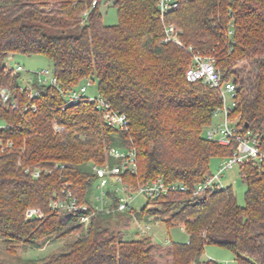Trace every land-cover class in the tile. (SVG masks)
<instances>
[{"label": "trees", "instance_id": "1", "mask_svg": "<svg viewBox=\"0 0 264 264\" xmlns=\"http://www.w3.org/2000/svg\"><path fill=\"white\" fill-rule=\"evenodd\" d=\"M101 1L0 0V88L16 102L12 108L0 97V242L10 254L0 264H221L203 258L207 244L230 249L237 264H264V173L251 162L239 168L243 205L231 186L193 193L212 173L210 159L229 156L234 143L204 136L221 98L210 85L185 78L193 53L211 56L222 80L236 84L230 116L241 131L257 133L264 150V0H176L164 21L175 25L180 43L164 41L157 0H106L117 10L115 24L102 21ZM14 53L47 56L64 92L90 77L111 109L126 115L127 127L108 126L86 99L66 105L51 85L35 83L40 94L30 100L6 63ZM30 102L35 109L24 110ZM111 146L136 150V171L123 176L131 192L159 177L187 187L130 210L137 220L179 225L186 241L124 238L110 225L120 212L111 191L110 210L80 222L94 210L93 166L120 162L106 157ZM67 197L87 210L52 208L54 199ZM30 207L43 216L27 217ZM60 240H66L60 251L42 257L16 253Z\"/></svg>", "mask_w": 264, "mask_h": 264}, {"label": "built area", "instance_id": "2", "mask_svg": "<svg viewBox=\"0 0 264 264\" xmlns=\"http://www.w3.org/2000/svg\"><path fill=\"white\" fill-rule=\"evenodd\" d=\"M96 3L97 0H92L91 6H94ZM157 5L164 28V41L180 43L175 25L164 21V15L171 9L176 8V0H157ZM83 14H87V10H85ZM228 33L230 34L231 30H229ZM9 68L12 69L13 73L17 74L23 70V66L20 64H18L15 68ZM32 73L33 74L27 78L25 83L20 81L19 85L21 90L25 89L27 91V96L30 100L37 98L40 94L39 90L34 87L35 83L39 85H51L58 89L60 94L65 97L66 105L75 103L81 98L86 99L93 102L102 112L103 121L108 126L121 129L127 127L128 120L124 113H119L111 109L109 103L98 94L97 96L87 95V87L93 84V80L91 78H86V83L81 84L78 88L75 87L68 92H64V90L60 87L57 77L49 69H42ZM185 78L188 81H200L210 85L218 91L221 98V105L216 109L214 115L221 114L222 122L205 127L204 136L207 139L214 140L221 145H230L234 143V148L231 154L222 159L216 172H212L203 181L195 185L193 193L199 194L206 190L225 187L221 183V177L224 172L233 167H237L239 169L246 162H251L256 171L264 173V150L261 148L258 134L252 132L251 130L241 131L237 126V118H232L230 116V113L236 105V84L231 80H222L220 73L215 68L214 60L211 56L196 52L192 54V63L185 71ZM9 96V89L1 87L0 97L4 102H9V105H11L12 108H15L16 102L9 101ZM28 107L35 109V104L30 102L24 110ZM56 129L59 130L60 127H57ZM9 144H11V142H9ZM106 157L119 159L120 162L110 165L108 161H106L103 165L93 166V170L97 176V188L101 190V196H93V200L99 202L101 201V204H94L93 211L83 213L81 215L80 222L84 225L89 224L91 216L95 214V210H105L104 206L107 204V198H109L107 193L108 191L116 193L119 201L115 210L123 212L128 209L129 205L126 199L131 198L132 193L138 192L147 197H157L162 193L170 191L187 190V187L181 183L174 182L167 184L159 177L150 183L139 185L136 191L131 192L130 186L124 182L123 176L127 172L135 173L136 171L137 164L135 148H120L111 146L106 150ZM31 174L34 177H38L40 175V170H33ZM118 183L122 185L121 190L116 186ZM51 206L55 210H62L68 213L87 210L86 205L79 204L78 201L72 197H67L64 200L56 198L51 202ZM109 210L110 208L106 211ZM25 214L27 217L43 216V213L38 208H28ZM140 231L143 232L142 229H140ZM167 243H170V241Z\"/></svg>", "mask_w": 264, "mask_h": 264}, {"label": "rangeland", "instance_id": "3", "mask_svg": "<svg viewBox=\"0 0 264 264\" xmlns=\"http://www.w3.org/2000/svg\"><path fill=\"white\" fill-rule=\"evenodd\" d=\"M99 10L102 13V21L105 24H115L118 21L117 10L111 4L110 1L102 0L99 5ZM9 67L15 68L18 64L23 66V70L19 73V81L25 83L27 78L33 73L42 69H49L51 71L52 63L50 59L45 55L32 54L24 55L14 53L6 60ZM90 78V77H89ZM86 83V78L82 79L77 88L81 84ZM97 86L96 81H93L91 86L87 87L86 93L89 96H97ZM222 122L221 114L214 115L212 118L211 125ZM204 133V132H203ZM222 161L219 157H212L209 162V167L211 172H216L219 163ZM221 183L224 186H231L233 189L237 202L241 205L244 204V191L245 184L240 176L239 169L233 167L228 171H225L221 177ZM120 190L122 188L121 184L116 185ZM110 187V186H109ZM122 195V194H121ZM93 196H101V190L96 187L93 190ZM128 209L123 212L116 214L112 220H110V225L116 230H120L123 233V237L126 239L135 238L140 234L149 235L153 241L161 244H169L167 242H184L187 240L186 231L179 225L167 226L164 221H156L152 218L148 220H137L134 216H131V208L134 210H139L147 203V196L142 193H132L131 198H127ZM94 204H101V201H94ZM111 201L107 198V204L104 206L105 210L110 207ZM35 208V207H30ZM28 209V208H27ZM26 209V211H27ZM25 211V213H26ZM26 215V214H25ZM115 216V215H114ZM129 217L128 224L124 223V219ZM140 229L143 230L140 231ZM66 241V240H65ZM63 240L55 242H46L41 247H21L16 250L17 255L22 258H38L45 256L48 253L54 251H60L64 242ZM0 256L3 258H10V254L4 248V245L0 242ZM203 258L214 259L221 264H237L234 253L225 247L216 244H207L203 253ZM162 261V260H161ZM162 264V263H161Z\"/></svg>", "mask_w": 264, "mask_h": 264}, {"label": "crops", "instance_id": "4", "mask_svg": "<svg viewBox=\"0 0 264 264\" xmlns=\"http://www.w3.org/2000/svg\"><path fill=\"white\" fill-rule=\"evenodd\" d=\"M221 118H222V115H221Z\"/></svg>", "mask_w": 264, "mask_h": 264}]
</instances>
